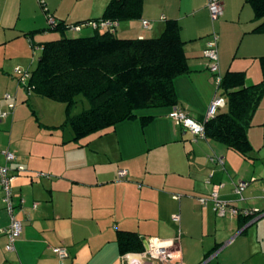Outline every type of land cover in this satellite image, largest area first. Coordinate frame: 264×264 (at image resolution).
I'll list each match as a JSON object with an SVG mask.
<instances>
[{
  "label": "crops",
  "instance_id": "obj_1",
  "mask_svg": "<svg viewBox=\"0 0 264 264\" xmlns=\"http://www.w3.org/2000/svg\"><path fill=\"white\" fill-rule=\"evenodd\" d=\"M109 2L0 0V165L12 152L16 159L9 165L24 168L11 182L14 216L23 225L14 251L5 248L11 215L0 186V264H264V215H221L212 201L200 202L220 185V199L240 210L264 212V171L257 173L252 155L255 146L264 147V95L247 132L253 146L249 157L205 131L195 136L171 117L179 108L203 124L216 96L225 98L218 112L227 110V98L203 55L214 32L211 22L217 21L222 32V39L215 32L221 76L244 72L246 85L262 81L264 31L255 29L264 19H254L247 0H220L224 14L217 20L209 0H143L141 17L118 23L116 34L158 37L168 19L179 22L190 71L174 80L178 103L140 110L102 135L74 142L71 126H62L65 104L57 116L40 106V99L48 98L27 91L29 79L21 84L16 70L22 66L31 75L40 60L35 62L34 51L61 37L49 27L99 19ZM67 31L74 37L95 30ZM144 115L152 119L143 123ZM121 170L127 171L122 178ZM240 181L248 183L241 195L235 189ZM120 231L134 233L135 246L143 250L122 254ZM149 237L173 241L175 258L169 263L146 259L142 253Z\"/></svg>",
  "mask_w": 264,
  "mask_h": 264
},
{
  "label": "trees",
  "instance_id": "obj_2",
  "mask_svg": "<svg viewBox=\"0 0 264 264\" xmlns=\"http://www.w3.org/2000/svg\"><path fill=\"white\" fill-rule=\"evenodd\" d=\"M247 2L254 9V19H264V0ZM142 8L143 0H110L99 19L118 23L137 20ZM180 28L176 19H168L158 37L125 38L98 29L90 35L69 37L65 34L67 24H55L49 29L62 35L41 44L40 60L24 86L37 96L65 104L62 126H71L72 141L102 135L118 123L137 117L140 110L177 105L174 80L190 71ZM255 30L264 31V21ZM259 60L263 79L257 84L246 85L244 72L224 74L219 88L227 98V110L203 123L206 137L244 157L253 151L247 132L264 95V56ZM83 99L88 108L72 114ZM140 118L147 123L152 116ZM136 241L134 233L118 232L122 254L142 251L135 246Z\"/></svg>",
  "mask_w": 264,
  "mask_h": 264
},
{
  "label": "built area",
  "instance_id": "obj_3",
  "mask_svg": "<svg viewBox=\"0 0 264 264\" xmlns=\"http://www.w3.org/2000/svg\"><path fill=\"white\" fill-rule=\"evenodd\" d=\"M208 10L213 20H217L221 18L224 14V7L220 0H209L208 2ZM49 22L51 25H54L53 17H49ZM144 27L149 26V21L143 20L142 22ZM90 27L94 30H107L111 33H115L118 27V22L114 20H86L80 23L69 24V30L80 32L83 28ZM203 55L209 59V70L213 73V80L219 88V85L222 80V76L219 72V65H218V35L213 32L210 36L209 41L205 49L203 50ZM17 76L19 77V82L21 84H25L26 81L29 79L30 74L27 71L21 70L18 68L16 70ZM7 98H10V95H6ZM225 105V98L222 96H216L210 103L206 118L208 119L214 116L218 110ZM12 106V105H11ZM171 117L182 126L188 128L195 136L200 137L204 136V126L202 123H198L191 117L187 116L181 109L174 108L171 112ZM5 157L7 160L6 165H0V186L3 188L5 196L4 202L6 207L11 215V221L8 228L5 230L8 241L6 243V250L14 251L15 250V243L17 238L21 235L23 225L21 220L17 219L14 216V203H13V193L11 189V182L16 176L17 171H23V166L19 165L16 169L11 167L9 164L16 159V155L12 152H6ZM127 174L126 170H121L119 172V176L122 178ZM248 183L246 181H240L235 187L237 193L240 195L242 192L247 188ZM219 189L220 185H216L210 196L208 198H200V202L202 204L207 203L208 201H212L215 210L221 215H225L226 212H230L233 215L243 214L245 216L250 215H262L264 214L263 211L258 212L257 210H249L243 209L240 210L232 205L229 202L220 199L219 197ZM178 217H176L177 219ZM173 241H162L156 237H149L148 238V246L146 250L142 253V255L148 260H157L162 263H169L171 259L175 258V246ZM56 251L60 254V256H65L66 251L64 248H57Z\"/></svg>",
  "mask_w": 264,
  "mask_h": 264
},
{
  "label": "rangeland",
  "instance_id": "obj_4",
  "mask_svg": "<svg viewBox=\"0 0 264 264\" xmlns=\"http://www.w3.org/2000/svg\"><path fill=\"white\" fill-rule=\"evenodd\" d=\"M211 26V32H217L218 35H219V38L222 39V32L221 30L219 29V25H218V22L216 21L214 24L211 22L210 24ZM87 31H82L80 33H77V35H81V34H84V35H87L86 33ZM59 35V34H58ZM67 36L69 37H73V32H69L67 31L66 33ZM119 35V34H118ZM34 60L35 62H37L38 58L40 57L41 55V50H40V47H38L35 51H34ZM20 68L22 70H26V68H22V66H20ZM42 100V101H41ZM41 102H39V105L42 106L43 108H46L48 111L50 110V112H55V115H59L60 111L59 110L60 108H63L64 104L62 105V103H55V101H51V100H48V99H40ZM51 104V105H50ZM89 104L83 99L82 102H78L72 109V114H78L79 112H81L83 109L85 108H88ZM52 107V108H51ZM256 147V148H255ZM254 148V151L252 152V155L254 157H256V160H255V166H257V173L261 172V171H264V147L263 149H261L259 151L258 147L259 146H255ZM249 165L252 166V164L248 163Z\"/></svg>",
  "mask_w": 264,
  "mask_h": 264
},
{
  "label": "water",
  "instance_id": "obj_5",
  "mask_svg": "<svg viewBox=\"0 0 264 264\" xmlns=\"http://www.w3.org/2000/svg\"><path fill=\"white\" fill-rule=\"evenodd\" d=\"M262 215H264V214H262Z\"/></svg>",
  "mask_w": 264,
  "mask_h": 264
}]
</instances>
